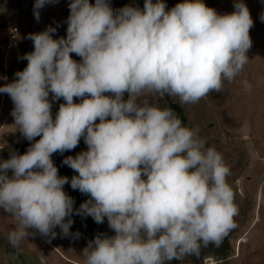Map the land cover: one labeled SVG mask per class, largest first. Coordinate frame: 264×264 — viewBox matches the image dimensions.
<instances>
[{
    "label": "clouds",
    "instance_id": "9594fccd",
    "mask_svg": "<svg viewBox=\"0 0 264 264\" xmlns=\"http://www.w3.org/2000/svg\"><path fill=\"white\" fill-rule=\"evenodd\" d=\"M56 2L35 0L36 20ZM68 7L66 38L54 39L52 26L28 34L34 51L23 56L27 66L0 86L13 102L17 130L35 141L0 160V210L14 221L8 242L18 247L35 234L29 229L55 238L57 227L79 238L70 233L69 178L52 156L83 138L87 150L62 161L78 173L71 188L89 196L75 214L97 224L107 218L115 233L90 240L84 264H170L219 246L236 227L229 167L198 129L140 98L156 93L197 103L221 92L249 59L254 21L247 5L234 0L225 14L203 0L171 9L164 0H144L142 9L114 10L110 0H70ZM50 94L64 101L54 119Z\"/></svg>",
    "mask_w": 264,
    "mask_h": 264
},
{
    "label": "rangeland",
    "instance_id": "374dc122",
    "mask_svg": "<svg viewBox=\"0 0 264 264\" xmlns=\"http://www.w3.org/2000/svg\"><path fill=\"white\" fill-rule=\"evenodd\" d=\"M167 9H171L183 0H164ZM206 6L214 8L217 13H231L234 0H203ZM247 5L254 26L250 29L252 47L248 50V61L242 71L232 81L225 80L221 92H212L197 103H182L179 97L171 96V100L183 109L181 115L171 107L165 95L144 93L141 100H147L150 105L160 108H170L181 119L182 124L198 129L200 138L206 141V146L214 147L223 157L230 169L227 183L234 194V204L237 214L234 217L236 227L228 232V244L223 241L219 246L209 244L201 246L200 264H264V0H243ZM35 0H0V86L13 82L15 73L24 70L27 60L25 53L34 51L33 42L27 39L30 33H39L48 26L56 28L54 39L67 34V18L69 16L70 0H58L46 4L40 12L39 21L34 16ZM95 3V0H90ZM114 10L126 5L142 9L141 0H110ZM14 26L19 27V44L9 52L3 49L6 36ZM77 62L81 58L71 54ZM53 119L59 110L63 99L52 100ZM81 102V101H80ZM76 102V103H80ZM14 108L11 98L0 93V160L10 157L18 144L26 140L14 124L11 112ZM87 145L82 143L63 154H53L52 160L58 168L60 176L69 178L64 185V191L74 200V212L70 219L73 224L70 233H80L64 236L59 227L55 228V238L41 236L35 232L23 240L18 247H13L7 239V234L14 227L12 217L0 210V264H84L82 250L90 240L98 234L114 235L109 228L107 218L104 223L97 224L92 217H82L75 214V209L89 199L88 195L73 190L70 186L71 177L78 175L62 161L67 156L75 157L81 151H86ZM66 218V221L67 219ZM227 253V257L217 259L213 254ZM170 264H194L190 255L182 260H173Z\"/></svg>",
    "mask_w": 264,
    "mask_h": 264
},
{
    "label": "trees",
    "instance_id": "16d2710c",
    "mask_svg": "<svg viewBox=\"0 0 264 264\" xmlns=\"http://www.w3.org/2000/svg\"><path fill=\"white\" fill-rule=\"evenodd\" d=\"M155 2V0H154ZM141 5H142V8H143V5H144V0H141ZM23 71V70H22ZM166 98L170 101V105L171 107L175 108V110H177L181 115H183V109L182 107L178 104V103H175L171 100V96L170 95H167L165 94ZM126 98V97H125ZM74 102H80V99L79 98H74ZM64 103V102H63ZM99 121H97L98 123ZM40 137H37L36 140H39ZM35 141H25L21 144H18L16 147H15V150L12 151V152H17L19 154H24L28 147H30V145L32 143H34ZM81 142L82 143H85L84 142V139L81 138ZM11 152V153H12ZM223 243L224 244H228V237L227 235L223 237L222 239ZM207 254L203 253L201 254L200 256H196V255H190V260L191 262H193L194 264H200L201 263V259L204 258ZM217 259H222V258H225L227 257V253L223 254V253H215L213 254Z\"/></svg>",
    "mask_w": 264,
    "mask_h": 264
},
{
    "label": "built area",
    "instance_id": "2783aa9c",
    "mask_svg": "<svg viewBox=\"0 0 264 264\" xmlns=\"http://www.w3.org/2000/svg\"><path fill=\"white\" fill-rule=\"evenodd\" d=\"M19 44V27L14 26L10 29L6 36V41L3 44V49L6 52L11 51L15 47H17Z\"/></svg>",
    "mask_w": 264,
    "mask_h": 264
}]
</instances>
